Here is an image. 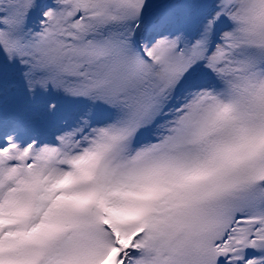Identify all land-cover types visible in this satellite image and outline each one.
<instances>
[{"label":"snow or ice","instance_id":"obj_1","mask_svg":"<svg viewBox=\"0 0 264 264\" xmlns=\"http://www.w3.org/2000/svg\"><path fill=\"white\" fill-rule=\"evenodd\" d=\"M0 264H264V0H0Z\"/></svg>","mask_w":264,"mask_h":264}]
</instances>
